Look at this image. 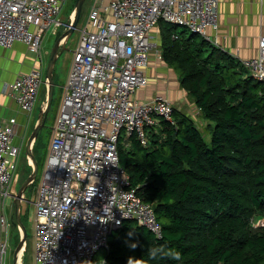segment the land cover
I'll use <instances>...</instances> for the list:
<instances>
[{
	"label": "built area",
	"instance_id": "built-area-1",
	"mask_svg": "<svg viewBox=\"0 0 264 264\" xmlns=\"http://www.w3.org/2000/svg\"><path fill=\"white\" fill-rule=\"evenodd\" d=\"M65 1L0 0V47L21 42L38 54L46 31L71 24V18L67 23L60 19ZM218 1L109 0L90 8L79 29L33 202V264H98L95 255L108 252L110 235L125 221L162 237L152 206L139 199L119 164L118 142L122 133L134 134L146 146L154 117L173 123L165 97H132L147 83L144 68L155 48L151 31L161 20L210 41V32L218 29ZM240 63L264 83V36L257 56ZM43 84L42 69L35 68L8 88L19 108L30 114ZM15 124L13 118L0 124L1 205L16 194L20 150L12 143ZM7 227L0 215V264L6 262Z\"/></svg>",
	"mask_w": 264,
	"mask_h": 264
},
{
	"label": "trees",
	"instance_id": "trees-1",
	"mask_svg": "<svg viewBox=\"0 0 264 264\" xmlns=\"http://www.w3.org/2000/svg\"><path fill=\"white\" fill-rule=\"evenodd\" d=\"M175 27L158 22L160 56L204 129L173 109V123L160 119L158 132L148 131V146L133 134L118 142L119 164L152 206L162 237L125 221L110 235L105 264H147L153 245L180 253L168 264H264V84L200 35Z\"/></svg>",
	"mask_w": 264,
	"mask_h": 264
},
{
	"label": "crops",
	"instance_id": "crops-1",
	"mask_svg": "<svg viewBox=\"0 0 264 264\" xmlns=\"http://www.w3.org/2000/svg\"><path fill=\"white\" fill-rule=\"evenodd\" d=\"M74 1L75 0L73 1L66 0L62 6V10H63L64 5L68 3L67 6L69 8V12L66 15L62 14V10H61L60 19L64 23H67L70 20V18L73 20L74 6H72V4ZM108 1L109 0H91L87 10V15L88 12L90 11V8L93 5L100 3L104 4L107 3ZM217 9H218V29L215 32H210L211 39L208 42L216 46L218 49L222 50L224 53L230 55L239 62L240 60L246 58L256 57L258 54V42L260 38L264 36V0H219ZM87 15L83 23L80 26H78V22L80 18L79 15L78 22L76 24L75 30L77 31V40L75 47L71 53L70 66L66 74V80L61 88V100L67 82L68 74L71 70L73 52L78 44L79 29L85 25ZM66 30L67 29L64 26H60L56 29L52 28L46 31L45 34L42 36L40 51L38 54L30 53L27 47L21 42H14L9 48L0 47V124H6L10 118H13L15 120L16 123L15 133L12 138V143L19 147L20 152L25 150L26 153L27 140L38 123L39 114L44 109L43 107H45L46 96L44 92L46 91L45 90L46 85L45 83L42 85L40 89V93L38 95L40 101L38 102V98H37L36 105L30 114H26L19 108V106L16 104L15 100L10 94L8 85L18 77L29 73L31 70L35 68L42 69L43 78H44L45 70L49 61L52 48L56 40L60 36H62L66 32ZM71 35L65 40L62 39L58 52L60 53L62 52L61 51L62 46L64 47L65 50V47L68 46V41L70 40ZM151 35H152V40L155 43V48L151 51L149 55V62L147 66L144 68V74L147 77V83L145 87L140 88L133 94L132 96L133 99L137 101H146L152 99L155 96L165 97L172 104V107L175 111L183 113L186 116H189L195 122L198 121L199 123H202V121L200 120V114L198 109L195 107L194 103L188 97L187 92L179 84V77L177 72L172 67L168 66L160 56V45L162 39L158 30V26L151 31ZM59 55L60 54L58 53V57ZM42 90L43 93L41 95ZM37 107H38V111L36 113ZM59 109H60V105H59ZM52 135H53V129H52ZM129 136L130 135L122 133L119 139V143L125 145L127 142L126 140ZM35 146H36V139L31 143V154L34 152ZM25 156H26V161L28 162L29 158L27 156V153L25 154ZM31 172H32V168L30 166L29 175L31 174ZM18 179H19V175L17 176V179L15 180L16 182H14V184L17 183ZM25 180L26 178L23 180V182ZM38 187L39 185L37 186V188ZM3 206L4 205L0 204V215L4 216V214H2ZM23 210L20 218L22 224H23L22 220H24L25 218L24 216L27 213L25 210L24 211ZM13 213H14V206L12 199L10 205L9 218L6 219V217L4 216L6 221L8 222V226L9 225L14 226L12 223V221L14 220ZM14 227L17 229L20 238L21 233L19 229L16 226ZM24 228L26 230L25 226ZM1 232L2 231L0 228V233ZM31 241L32 243L34 241L33 228L31 233ZM26 252H27V245L24 253ZM33 253H34V249H33ZM22 257H23V253L19 256L17 260V264H22Z\"/></svg>",
	"mask_w": 264,
	"mask_h": 264
},
{
	"label": "rangeland",
	"instance_id": "rangeland-1",
	"mask_svg": "<svg viewBox=\"0 0 264 264\" xmlns=\"http://www.w3.org/2000/svg\"><path fill=\"white\" fill-rule=\"evenodd\" d=\"M71 1H73V0H71ZM90 1L91 0H85L83 5H82V10L80 13L78 26H80L83 23V21L85 20V17L87 15V10H88V7L90 5ZM74 3H75V1L73 2L72 6H74ZM67 4L64 5L63 10H62V14H64V15L68 14V12H69V8H68ZM175 30L177 32H180L181 30H183V28L176 26ZM76 40H77V31L75 30L72 33L70 40L68 41V46L65 47V50H63L60 53V55L57 59V62L55 63V66L53 68L54 69L53 75H52L53 90H52L51 104H50V107L48 109V113L46 115V118L43 121V126L37 135L35 150L32 153V156H33L35 162L37 163V173H36V177L34 179L35 182L33 184H30L27 186L25 193H24V200L21 204V213H22L23 209L27 212L24 216L25 217L24 220H22V221H23V224L26 227V230L28 233V238H27V243H26L27 252L23 253L22 264H33V247H32L33 243L31 241V233H32V228H33V220H34L33 202L36 199L37 186L40 183L41 176H42L43 169H44V165H45V161H46V158L48 155V150H49L51 137H52V129H53L54 122H55L57 115H58V112H59V105H60V101H61V88H62V85L65 83V80H66V74H67L68 68L70 66L71 53L75 47ZM196 40L199 42L201 40V37L200 36L196 37ZM261 83H263V82H261ZM42 93H43V90L41 91V95H42ZM44 93H45V96L47 98L46 91ZM39 101H40V99L38 98V102ZM170 105L172 107V104H170ZM37 111H38V107L36 109V113H37ZM160 119H163V118H158V117L155 118L154 117V124L150 127V129H152L151 133L158 132L159 127H157V124H158V121H160ZM201 120L203 121V123L206 122V120L203 119L202 117H201ZM164 121H166V120H164ZM170 121H173V117H172V119L170 118ZM197 123H199V122L197 121ZM204 125H205V123H204ZM204 125L201 123L200 128L204 129L203 128ZM204 139L206 141H209V134H207V133L204 134ZM148 145H149V139L147 140L146 146H148ZM25 154H26L25 150L21 151L18 158H17V162H16V171L15 172L19 175V179H18L17 183L13 185L16 192H17L18 188L21 186L23 180L25 178H27V176L29 175L30 166H32V162L30 160H28V162L26 161ZM11 201H12V199L8 198L5 201V204L3 206V210H2L3 213L2 214H4L6 219H8L9 215H10ZM256 223L258 225H262L263 221L260 219L257 222H255L254 224H256ZM131 225H132V223H131ZM6 233H7L6 237H7L8 249H7L5 264H11L14 251H15L16 247L18 246L20 238H19L17 229L14 226L9 225L7 227ZM105 254L106 253L103 250H100L97 252V254L95 255V258H96L98 264H102L103 260L105 259Z\"/></svg>",
	"mask_w": 264,
	"mask_h": 264
},
{
	"label": "water",
	"instance_id": "water-1",
	"mask_svg": "<svg viewBox=\"0 0 264 264\" xmlns=\"http://www.w3.org/2000/svg\"><path fill=\"white\" fill-rule=\"evenodd\" d=\"M84 0H75V5H74V17L73 20L71 22V24L69 25V27L67 28L66 32L60 36L51 51L50 57H49V61L45 70V77H44V83L46 85V92H47V98H46V103H45V107H43L44 109L41 111V113L39 114V119H38V123L35 126V128L33 129L31 135L29 136L27 143H26V153L27 156L29 158V160L32 162V172L31 174L26 178V180L21 184V186L18 188L16 194L13 196V206H14V213H13V217L14 220L12 221L13 225L16 226L20 233H21V237H20V241L18 243V246L16 247L14 254H13V259H12V264H17V260L19 258V256L25 252L26 250V241H27V233L26 230L23 226V224L21 223V204L24 200V193L25 190L27 188L28 185H30L35 177H36V173H37V164L31 154V143L36 139L40 129L43 126V121L46 118L48 109L50 107L51 104V99H52V90H53V82H52V72H53V68L55 65V62L57 60L58 57V53L60 54V52H58L59 46L61 45V41L62 39H67L76 29V24L78 22V18L82 9V5H83ZM64 50V47H61V51Z\"/></svg>",
	"mask_w": 264,
	"mask_h": 264
},
{
	"label": "clouds",
	"instance_id": "clouds-1",
	"mask_svg": "<svg viewBox=\"0 0 264 264\" xmlns=\"http://www.w3.org/2000/svg\"><path fill=\"white\" fill-rule=\"evenodd\" d=\"M129 236H131V233H129ZM129 246L135 247V243ZM145 255L147 264H152L153 261H159L160 264H168L169 261H179L181 259L180 253L177 250L160 245H153L150 248H146Z\"/></svg>",
	"mask_w": 264,
	"mask_h": 264
}]
</instances>
